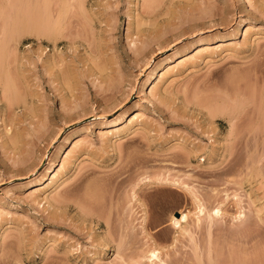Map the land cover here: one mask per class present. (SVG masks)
Instances as JSON below:
<instances>
[{
  "label": "rangeland",
  "instance_id": "1",
  "mask_svg": "<svg viewBox=\"0 0 264 264\" xmlns=\"http://www.w3.org/2000/svg\"><path fill=\"white\" fill-rule=\"evenodd\" d=\"M0 47V264H264V0H0Z\"/></svg>",
  "mask_w": 264,
  "mask_h": 264
},
{
  "label": "bare ground",
  "instance_id": "2",
  "mask_svg": "<svg viewBox=\"0 0 264 264\" xmlns=\"http://www.w3.org/2000/svg\"><path fill=\"white\" fill-rule=\"evenodd\" d=\"M38 8V7H37ZM38 9H40V8H38ZM32 11H34V10H32ZM29 12V11H28ZM35 12H36V10H35ZM39 12V11H38ZM59 12V11H58ZM58 12H57V14H58ZM34 13V12H33ZM40 13L42 14V12L40 11ZM34 14H36V15H32V13H31V15L36 19V21L38 22H36V23H34L35 22V19L31 16L30 18H31V20H32V22L34 23V29L35 30H37V31H35V33L37 32V34H38V36L39 37H41V36H44V35H50V36H53V37H51V38H55L56 36H55V34H56V32H55V29H53V26H52V28H51V31L54 33V35L51 33V32H48L49 31V29H47L48 31V33H46V31H45V29H44V23L46 22V19H50L48 16V14L47 15H45V14H43V16L45 15L46 17H48V18H45V19H43V21H45V22H43L42 21V17H39V15L37 14V13H34ZM56 14V15H57ZM59 15V14H58ZM57 15V16H58ZM26 16V15H25ZM24 16V17H25ZM29 14L27 15V17H25V19H29ZM55 17V18H58V17ZM23 17H21V19H22ZM53 18V17H52ZM21 19H20V21H21ZM40 19H41V21H40ZM54 19V18H53ZM15 20H16V18H15ZM14 17H13V19H12V21H13V23H11L10 24V26L9 27H11V26H13L12 28H9V29H11L12 30V32H11V30L9 31V30H7L8 32V36H11V34L14 36V38H12V37H9V39H14V41H16L15 40V36L17 37V36H20V34H21V31H20V27L22 26H24L25 24H23V22H24V18L22 19L23 20V22H22V25L19 23L18 24V20H19V18L16 20V24H17V27H16V24L14 23ZM30 20V21H31ZM39 21H40V23H39ZM50 21V20H49ZM47 21V23H45V26L47 27V28H50V26H51V24H50V22H52V21ZM55 23V25H56V23H57V20L55 21V19L53 20ZM26 23H28L27 21H25ZM24 22V23H25ZM31 22V23H32ZM43 23V24H42ZM49 23V27L47 26V24ZM30 23H28L27 25H28V27L27 26H24L23 27V29H22V31L24 30V28H25V30H27V31H29L30 29H32V30H34L33 29V27L31 28V25H29ZM18 25H20V27H18ZM57 25H58V23H57ZM56 25V26H57ZM30 26V27H29ZM21 27V28H22ZM26 27H27V29H26ZM45 27V28H46ZM30 28V29H29ZM54 28H56V27H54ZM57 29V28H56ZM24 30V32H27V31H25ZM54 30V31H53ZM57 31V30H56ZM24 32H22V33H24ZM9 33H11L10 35H9ZM36 34V35H37ZM58 34V33H57ZM56 34V35H57ZM22 35V34H21ZM18 38V37H17ZM56 39V38H55ZM18 40H19V38H18ZM13 41V42H14ZM206 47V46H205ZM1 48V47H0ZM4 49V48H3ZM1 52V51H0ZM3 52V51H2ZM1 54H3V53H1ZM1 54H0V66H2L3 67V65H1V64H3V63H1V59H2V56H1ZM4 62V61H3ZM2 67H0V68H2ZM2 71V70H1ZM2 76V75H1ZM0 76V77H1ZM2 78V77H1ZM0 78V79H1ZM7 86H8V83H7ZM217 111V110H216ZM214 112V111H213ZM118 131V130H117ZM120 132V131H119ZM118 132V133H119ZM147 180H149V179H139L138 181H136V183H135V185L134 186H137L138 184H140V183H144L145 181H147ZM183 180V179H182ZM160 182H164V183H170V184H173V185H175V186H179V187H181V188H183V189H185L188 193H189V195L190 196H192L193 197V199H194V201L196 202V207H197V209H198V212H200V213H202L203 212V209H204V204H202L201 202H200V200H199V198H198V196L195 194V192L191 189V187L188 185V184H186L185 182H181L179 179H164V180H159ZM146 183V182H145ZM142 186V185H141ZM140 186V187H141ZM131 191V190H130ZM137 194H138V191H133V194L132 195H130V197H131V199H134V201H135V203L134 204H136V205H138L137 207H139V209H140V211H138L139 213L137 214V221H138V226L136 227L137 229H138V231H139V233L142 235V234H146V228H145V222H146V214H145V212H144V209H143V206H144V204H143V202L141 201V199L140 198H138V196H137ZM140 199V200H139ZM141 201V202H140ZM141 207V208H140ZM138 209V210H139ZM220 214H221V209H220V207H214L211 211H209V218H216V217H218V216H220ZM199 214H197V216H198ZM173 223H174V225L176 226V227H181V223H180V221H179V219L177 218V217H175V218H173ZM124 231V233H125V229L123 230ZM108 235V234H107ZM145 236V235H144ZM148 236V235H147ZM102 237H103V235H102ZM146 238V237H145ZM146 240H147V238H146ZM145 239H144V241H146ZM103 243V246H106V250L108 251V250H111L110 249V245L112 244V238L111 237H103V241H102ZM124 247L125 248H127V236L124 234V235H121V237H120V239H119V241H118V243H117V250H116V252L117 253H121V254H123L125 251H126V249H124ZM150 253H149V255L147 256V260L149 261V262H151V263H154V262H156V261H158V260H161L160 259V257H159V250L158 249H156V248H154V249H151L150 251H149ZM121 256V255H120ZM119 256V257H120ZM51 261V260H50ZM56 261V260H55ZM50 263V262H49ZM60 263V262H59ZM4 264H6L5 262H4ZM51 264V263H50ZM52 264H54L53 263V260H52ZM55 264H58V262L57 263H55Z\"/></svg>",
  "mask_w": 264,
  "mask_h": 264
},
{
  "label": "water",
  "instance_id": "3",
  "mask_svg": "<svg viewBox=\"0 0 264 264\" xmlns=\"http://www.w3.org/2000/svg\"><path fill=\"white\" fill-rule=\"evenodd\" d=\"M176 215H179V213H178V212H176Z\"/></svg>",
  "mask_w": 264,
  "mask_h": 264
}]
</instances>
